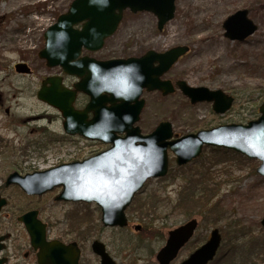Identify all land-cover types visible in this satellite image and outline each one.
<instances>
[{
  "label": "rangeland",
  "instance_id": "374dc122",
  "mask_svg": "<svg viewBox=\"0 0 264 264\" xmlns=\"http://www.w3.org/2000/svg\"><path fill=\"white\" fill-rule=\"evenodd\" d=\"M73 1L0 0V186L15 172L24 175L45 170L88 159L110 148L100 142L66 137L59 111L35 97L38 77L20 76L14 68L27 59L35 69H41L38 54L45 48L44 35ZM239 10H248L249 18L258 26L257 32L243 42L226 38L223 27L224 21ZM157 23L151 13L127 11L115 35L101 51L90 55L103 61L126 59L149 50L165 52L188 46L190 52L164 79L222 90L235 101L230 111L220 115L214 113L212 103L192 105L177 86L169 96L145 91L146 104L137 124L143 135L151 134L164 121L172 123L174 134L182 137L219 125L248 124L261 116L264 0H176L175 17L164 31H158ZM48 70L47 75L61 72L60 67ZM219 151L234 152L204 147L200 158L183 167L169 152L168 175L149 180L136 194L126 211V228L104 227L101 209L94 203H59L55 194L40 200L13 194L12 201L21 212L40 210V219L50 226L51 238L79 241L84 249L82 264H100L91 248L95 240L106 245L117 264H158L156 256L165 246L168 233L192 219L199 222L196 234L172 264L186 260L215 229L222 235L215 258L221 257L219 264H264V177L257 173L261 162L236 152L218 155ZM215 163L218 165L213 167ZM210 164L213 178L204 194L213 198L200 200L202 188L198 183L191 186L189 180ZM193 195L197 198L191 202ZM137 226H141L139 231Z\"/></svg>",
  "mask_w": 264,
  "mask_h": 264
},
{
  "label": "water",
  "instance_id": "95a60500",
  "mask_svg": "<svg viewBox=\"0 0 264 264\" xmlns=\"http://www.w3.org/2000/svg\"><path fill=\"white\" fill-rule=\"evenodd\" d=\"M151 13L157 17V29L164 31L174 19L176 0H74L69 10L45 33V48L39 58L49 68L60 67L65 75L77 77L74 89L65 87L62 77H50L43 83L38 100L57 109L66 119L65 132L89 141H98L110 148L84 160L22 176L11 174L7 185L17 184L27 194L43 195L55 187L63 191L57 201L96 204L102 212L104 227L126 228V211L149 180L164 178L169 173V152L176 164L183 167L201 157L204 147L234 151L261 162L257 173L264 177V102L261 116L248 124H226L178 137L173 125L161 122L148 135L137 124L145 108L142 98L147 92L159 91L163 96L176 92V86L192 105L212 103L216 114L231 110L234 97L222 90L191 87L185 81L175 84L163 79L190 52L188 46H177L165 52L147 51L141 57L100 61L83 56V51H101L106 41L118 31L124 13ZM225 37L243 42L254 35L258 26L249 18L248 10H239L223 24ZM26 65L16 66L23 72ZM79 93L90 97L83 111L74 109ZM89 113L93 118L89 120ZM6 201L0 197V211ZM31 236L32 245L39 249L40 264H80L82 251L77 242L64 244L46 240V224L38 212L20 218ZM264 226V218L262 220ZM199 222L192 219L168 233L165 246L158 252V264H172L192 240ZM137 226L136 230H140ZM222 235L211 232L208 241L181 264H210L218 254ZM92 251L100 264H117L106 245L95 240Z\"/></svg>",
  "mask_w": 264,
  "mask_h": 264
},
{
  "label": "flooded vegetation",
  "instance_id": "af4514ba",
  "mask_svg": "<svg viewBox=\"0 0 264 264\" xmlns=\"http://www.w3.org/2000/svg\"><path fill=\"white\" fill-rule=\"evenodd\" d=\"M124 16H125V13H124ZM85 52H87V54H85ZM91 53L92 52H88V51L84 50L83 56L87 55V56L91 57V55H90ZM38 56H39V54H38ZM40 60L43 63V66L41 67L40 70L35 69L34 64L32 63V60L30 61L27 59L21 60L20 62H18L14 66L15 71H16L17 65H20V64L26 65L24 67L23 72L19 73L18 71H16V73L19 74L20 76H23V77H25V76H36V77H38L39 81H38V85H37V89H36V93H35V97L37 100H38V93H39L40 89L42 88L44 81L50 77H62L63 85L69 89H74V85L76 83L80 82V79L77 77H72V76H68V75L63 74L62 70L60 72V75H51V74L47 75L46 72L49 71L48 69H51V68H49L47 66V62L45 60H42V59H40ZM97 60H99V59H97ZM101 61H103V60H101ZM41 70H43L44 73H42ZM39 71L41 72L40 77L38 76ZM164 77H163V79H164ZM166 80H169V79H166ZM0 102H2L1 97H0ZM84 102H86V103L84 105H82ZM89 102H90L89 96H87L83 93H79L77 95L75 102H74V109L76 111H83L87 107ZM88 117H89L88 119L91 120L93 118V114L89 113ZM59 118L62 119L61 124H62L63 131L65 132L64 124L66 122V119L63 117V115L60 112H59ZM64 134L66 135V137L72 138L73 140H75V139L79 140V142L83 141V142H89V143H93V144L99 143L98 141L86 140L85 138H83L79 135H69L67 132H65ZM84 160H86V159H83V160H77L76 159L73 161H68L66 163H61L55 167H51V168L41 170V171H46V170H49L52 168H56V167L63 165V164L68 165V164H72V163L83 162ZM36 172H40V171H33L32 173L30 172V173H26L24 175L21 173H19V174H21L22 176H26L28 174H33ZM9 176L5 179V182H3V185L0 186V197L6 201L5 206H3L1 211H0V264H40L39 263L40 250L35 249L33 247L30 233H29L26 225L23 222H21L20 218L22 216L30 213V212L37 211L38 212V218L40 219L41 211L34 209V208H31V209H27L26 211L21 212V210H18V208L16 207L15 201H12L13 200V194H21L26 199H29V200H36V199L40 200V199H43L45 197L50 196V194H55L54 199L56 202H59V201H57V197L61 194V192L63 191V188L62 187H55L53 190L48 191L43 195H31V194L25 193V191L17 184L7 185V180L9 178ZM59 203H76V202L61 201ZM78 203H82V202H78ZM45 224H46L45 229H46V240H47V242L52 243L55 241H60L64 244H70L72 242L78 243V246L80 247V249L82 251V256H81V260H80V264H82L83 250L84 249L81 246V243L77 240L76 241H63L61 239L51 238L50 226L47 223H45ZM79 240H81V239H79ZM98 259H100V258L98 257Z\"/></svg>",
  "mask_w": 264,
  "mask_h": 264
},
{
  "label": "trees",
  "instance_id": "16d2710c",
  "mask_svg": "<svg viewBox=\"0 0 264 264\" xmlns=\"http://www.w3.org/2000/svg\"><path fill=\"white\" fill-rule=\"evenodd\" d=\"M218 151V150H217ZM205 152V151H204ZM220 153H218V155L219 154H225V155H236V154H234V152H228V151H219ZM238 156V155H237ZM239 157H241V156H239ZM220 164V163H219ZM212 165L213 164H210L209 166H203V167H201L200 169L202 170L201 171V175H195L194 177H192L190 180H189V183H190V185L191 186H193V184H196V183H198V187H201L202 188V195H201V199L200 198H198V199H200V200H208V201H210L212 198H213V195H211L210 196V198H207V195H205L204 193H206L207 191H208V189H209V185H208V182H209V180L211 179V178H213V176H212V172H211V170H212ZM216 165H218L217 163H215L214 165H213V167L214 166H216ZM202 185H204V186H202ZM203 188H204V190H205V192H204V190H203ZM195 198H197V195H193V196H191L190 197V200L189 201H193V200H195ZM215 209H217V207L215 208ZM221 261V257L219 258V259H215L213 262H211L210 264H219V262Z\"/></svg>",
  "mask_w": 264,
  "mask_h": 264
}]
</instances>
